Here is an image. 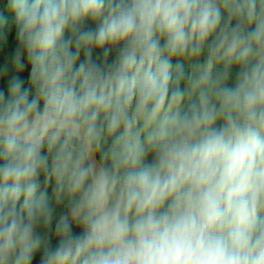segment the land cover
I'll use <instances>...</instances> for the list:
<instances>
[{"label":"clouds","instance_id":"clouds-1","mask_svg":"<svg viewBox=\"0 0 264 264\" xmlns=\"http://www.w3.org/2000/svg\"><path fill=\"white\" fill-rule=\"evenodd\" d=\"M0 52V264H264V0H0Z\"/></svg>","mask_w":264,"mask_h":264},{"label":"trees","instance_id":"trees-1","mask_svg":"<svg viewBox=\"0 0 264 264\" xmlns=\"http://www.w3.org/2000/svg\"><path fill=\"white\" fill-rule=\"evenodd\" d=\"M6 54L7 52H0V59H2Z\"/></svg>","mask_w":264,"mask_h":264},{"label":"rangeland","instance_id":"rangeland-1","mask_svg":"<svg viewBox=\"0 0 264 264\" xmlns=\"http://www.w3.org/2000/svg\"><path fill=\"white\" fill-rule=\"evenodd\" d=\"M10 50V49H9Z\"/></svg>","mask_w":264,"mask_h":264}]
</instances>
